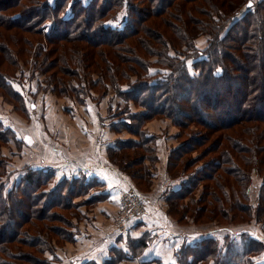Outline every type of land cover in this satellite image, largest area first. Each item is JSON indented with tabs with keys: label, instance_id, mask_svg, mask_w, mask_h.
<instances>
[{
	"label": "trees",
	"instance_id": "trees-1",
	"mask_svg": "<svg viewBox=\"0 0 264 264\" xmlns=\"http://www.w3.org/2000/svg\"><path fill=\"white\" fill-rule=\"evenodd\" d=\"M64 1L54 0V5L50 6L47 1L40 4L42 0H0V27L14 30L18 47L24 42V34L30 32L43 36L48 44H55L52 48L50 46L45 49L46 55L40 60V52L36 53V64L38 67H46L44 71H47V67L56 65L57 70L52 77L58 84L65 85V88H60L61 92L70 90L75 93V88H78L77 93H82L80 90H83V83H89L88 87L100 93L101 97L107 93L105 88L108 85L117 89L126 104L116 105L118 109L114 112H111L113 104L107 106V111L113 119L109 125L110 129L116 133L129 130L137 136L139 133L140 140L118 139L115 146L109 149L110 155L113 156L115 153L111 152L116 150L126 153L124 151L131 147H143V154H139L135 159L131 158L130 163L136 166L141 160L149 159L155 165L158 160L157 136L144 130L143 123L151 118L166 117L181 131L186 130L182 142L171 150L168 156L166 172L168 174L171 169H176L181 170L179 173H188L191 167L194 169L187 174L185 181L180 182V187L166 191L165 202L170 211L173 203L191 195L201 182L206 181V184L202 185L205 196L211 197V200H219L220 204L212 206L209 200L200 196L198 199L205 204L193 209L191 204L187 206L188 209L195 213H199V210L202 213L204 210L208 213V219L220 217L224 220L231 210H238L230 218L237 220L243 219L240 211L249 213L253 210L254 218L264 226V0L253 2L250 6H247L249 0H239L232 4H229L230 0H207L203 10H199L200 5H195L196 11L202 12L205 19L192 16L190 21L180 23L174 21L171 16L170 20L158 19L168 8L169 13H172L183 7L178 5V2L175 3L176 0H146L150 3L147 7L140 6L139 2L142 0H136L137 5L134 1L127 0V21L122 28H111L105 24V19L109 17L106 11H110L112 7L120 8L122 3L110 5L111 0H102L103 5L98 7V10L94 1L83 4L81 0H72V12L60 14ZM7 8L15 10L11 13L6 11ZM77 11L79 15L76 14ZM83 12L85 13L82 15ZM154 16L158 21L152 19ZM50 19H53V24L48 33H44L46 29L43 32L42 25ZM45 27L46 24L43 28ZM1 33L0 30V37L3 38ZM201 36L207 37L208 45L204 49L196 46V39ZM66 42L71 45L64 46L63 43ZM0 46L7 48L5 43ZM38 48L42 49L40 46ZM139 49L143 50L147 57L156 55L157 58L146 60ZM22 50V47L19 48L18 53L23 52ZM29 51L31 52L30 48H26V54ZM5 56H0V65L5 64L3 59H8ZM188 58L194 59L193 72L188 71ZM91 74L100 76L92 80ZM131 74L135 76L133 82L130 81ZM3 75L8 73L0 70V86L5 87L8 93L17 95L18 93L9 89L1 79ZM124 83L126 86L122 88ZM128 101L141 110L132 112L131 106L127 105ZM203 103L206 105L203 106ZM210 113L215 122L207 121V118L212 117ZM195 123L211 130L219 129L220 132L213 137L210 144L205 143L208 138L205 133L198 132L196 135L187 128ZM1 124L0 121V140L7 141L9 131L3 129ZM137 125H140V128H137ZM198 149L200 157L209 154L212 157L199 166L197 164L201 159L197 156L188 157L179 164L182 155ZM0 161L3 164L1 156ZM219 170L224 174L218 173ZM145 171L146 167L142 165L137 174ZM149 174L152 175L151 170ZM1 175L0 170V177ZM252 175L259 177L262 183L255 205L248 200V188H244L253 179ZM47 177L34 176V171L30 170L22 176L18 191H9L6 196L0 191V217L6 214L7 210L8 217L14 218L9 204L20 201V196L16 198L17 192L21 191V194L26 195L31 192L29 198L32 205L23 202L18 212L23 219L27 217L24 222L33 220L32 226H35L33 228L36 233L51 230L47 222L53 219V207L70 209L74 192L77 195L84 194L100 183L97 179H86L84 175L70 179L63 176L60 185L55 186L54 190H39V186L47 183ZM229 177H233V181L229 182L228 190H234L235 196L231 198L229 207L225 208L224 201L216 197L215 186L219 187L221 181ZM70 180L71 183L67 184ZM212 181L214 185L211 184ZM229 194L226 189H222L221 195L225 199H230ZM102 197L103 195H92L88 202ZM184 206L182 204V207ZM9 222L10 220L3 219L0 223L7 225ZM21 223L17 222L10 227L8 234H1L5 230L0 224V242L6 243L0 245V264H46L45 257L35 259L26 250L21 251L17 242L25 247L35 248L41 255L49 248L46 247L49 245L47 241H37L38 235L33 234L31 230L18 229L17 226H21ZM54 228L60 230L57 226ZM72 234L67 232L66 236L74 240ZM11 243L15 246H11ZM217 244L216 238L209 237L184 244L177 251V260H181L183 264H206L209 258H213L212 264H221L220 260L224 261L221 254H229L232 244L237 247L235 257L245 256L249 260L261 247L258 240L245 233L238 236L235 234L233 237L225 236L221 249L217 248ZM145 246L144 238H130V249H135L133 254H137ZM7 257L11 261V258H14L21 262H9Z\"/></svg>",
	"mask_w": 264,
	"mask_h": 264
},
{
	"label": "rangeland",
	"instance_id": "rangeland-1",
	"mask_svg": "<svg viewBox=\"0 0 264 264\" xmlns=\"http://www.w3.org/2000/svg\"><path fill=\"white\" fill-rule=\"evenodd\" d=\"M45 1H47L48 5L50 6L54 5V0H42L40 4H42ZM71 1L72 0L64 1L65 3L63 6V11H61L60 14H69L70 12H72L70 7ZM81 1L82 3L83 2L88 3L90 1H94L96 3L95 6L98 5L97 8L103 5L102 0H81ZM126 1L127 0H117V1L111 0L110 5L113 3H122V5L120 8L112 7L110 11H106L109 17L105 19V24L108 25V27L122 28L124 26V24L127 21V15H128ZM130 1H134L135 4L137 5L136 0H130ZM177 2L178 5H182L183 7L177 8L176 10L172 9L174 10V12L172 13H169L170 11L168 8L162 15L159 16L160 18L158 19L163 18L166 20H170L169 16H171L174 21L180 23L181 21L183 22H186L188 20L190 21V18L192 16L204 18L205 15H203L202 12L196 11L197 8H195V5H200L199 10H203L204 9L203 6H206V4L208 3L207 0H194L192 2H188L186 0H176L175 3ZM232 2L237 3L239 2V0H230L229 4H232ZM139 3L141 7H147L148 4L150 6V3L147 2L146 0H142V2ZM163 5H165V2H163ZM225 7L227 8L228 5L226 4ZM13 10H15V8H12L11 10L8 8L6 9L7 12H11V13ZM84 13L85 12H83L82 15ZM76 14L79 15V12L77 11ZM152 19L158 21L157 17L155 16ZM52 20L53 19L47 20L42 25L43 32L44 29H46L44 33L46 32L48 33L49 27L53 24ZM45 24L46 27L43 28ZM0 30L2 31L1 36H3V38L0 37V42H1L0 44L2 45L5 43V46H7V48L5 49L0 46V56L2 57L6 55L5 57L8 58V59H3L5 64L0 65V70L3 72L6 71L8 73V75H3L4 77L1 79L5 82L7 86H9V89L18 93L17 95H13L12 93H8L7 91H5L4 89L5 87L3 88L0 86V121L2 122L1 126L3 127V129H7L9 131L8 133L9 137L7 141L0 140V156L3 159V164L0 161V170L2 171V175L0 177V191L4 196L8 195L9 191L12 192L18 191L20 189L19 184L22 176L26 172H29L30 170L34 171V176L37 177L39 176L40 178H43L44 176H48L47 183L43 186H39L38 188L39 190L46 191L53 188L55 189L56 188L55 186L60 185L59 182L61 181V179L65 174L68 176L69 179L72 178L73 169L66 170L64 172L62 167L58 169V167L42 165L41 162L38 161L39 157H41V154L49 153L50 148L48 147V143H47L49 139L52 138L53 141L56 142L55 143L56 146L62 144V141L66 143L67 151L69 154H73V147H74V150L76 151L78 156L82 155L84 150L86 151L88 150V148L90 147V142L89 139L87 138L86 140L82 139L80 142H78L76 141V139H78V137L76 136V139L73 138V141L69 140L71 144L68 143L66 138H68L69 135H67L66 129L68 128V130H70L68 125H71L72 122L67 118L68 117L67 115L65 119L61 117L60 121L62 128L65 129H62L61 132H59V127L57 123L51 125V122L49 121V117H48L49 111L56 113L55 117H57L58 116L57 113H63L62 109L65 108L67 112H70V110H72L73 107L79 108V104L81 103L82 105H84L83 104L84 100L86 101L91 99V102L97 103L95 104V106H97V109L101 111L100 113L104 114L102 117L103 119L99 118L98 121L99 127H103L105 124L110 125V122L113 121V119L110 117L109 111H107L106 109V105H109L110 103L113 104L111 112H114L115 110L118 109L117 107L118 105L123 106L126 104V102H123L122 98L120 97V94L117 93V89L115 90L111 85H108L107 88H105L107 93L105 94V96L102 97L100 96V93H97L93 89L88 87L89 83L82 84V86H84L82 87L83 90H80L82 91V93H77L79 91L78 88H75L77 91L75 93L70 90L68 92L67 90L61 92L60 88L62 86H64L65 88V85L58 84L56 79L52 77V74L55 75L56 73L57 70L56 65H54V67H47V71H44L43 69L46 67H38L39 65L36 64V53L38 51L40 52V56L38 57V60H40L46 55L47 51L45 49L49 48L50 46L52 48V46H55V44H51V43L48 44L43 36L35 32H30L24 34L25 36L24 42L22 43V45L18 47L16 46L17 43L15 40L16 33L14 32V30H8L3 27H0ZM36 39L38 40L36 41ZM206 39L207 37H202V36L196 39L197 40L196 46L199 47L200 49H204V47L208 45ZM65 44L67 46L71 45L68 44V42L63 43L64 46ZM83 45L86 46L84 42ZM38 46H40L42 49L38 48ZM21 47L23 48L22 50L23 52L18 53V49L19 48L21 49ZM26 48L28 49L30 48L31 52L29 51V53L26 54ZM139 51L141 52V55L144 58L146 57V60L148 59L152 61L155 58H157L156 55H151L147 57V54L144 53L143 50L139 49ZM50 57L52 58L53 55H50ZM140 60L142 61V59ZM193 61H194L193 58L187 59L186 62L188 66V71L191 70V72H193L192 69ZM60 64H62V62ZM80 72L82 73V71ZM59 76H62V74H59ZM99 76L100 74L97 75L93 74L91 76V79L96 80ZM131 76L132 77L130 78V81L133 82L135 76L133 74H131ZM72 80L74 81V79ZM73 84L75 85L76 82ZM125 84L126 83L123 84L122 88L126 86ZM174 94L175 93H173V95ZM93 97H96V99L94 100ZM103 97L105 98L106 101L104 100L100 102ZM207 97H210V95H207ZM172 101L173 100H171V102ZM91 105L93 106L92 103ZM127 105H129V107L131 106L132 112L141 110V108L137 109V107L133 106V103H130L129 101ZM205 105L206 104L203 103V106ZM173 111L176 112L177 110L173 107ZM210 115H212V113H210ZM124 118L125 117H120V119H124ZM214 119L215 118L212 115V117L207 118V121L215 122ZM126 120L128 121V119ZM137 128H140V125H137ZM142 128L148 132L154 133L157 136L156 138L158 144V152L161 159H165L169 149L173 150L176 146L179 145V143L182 142V138L185 137L183 133L186 132V130H184V132L181 131L179 127L175 126L172 123V121L166 117L151 118L143 123ZM142 128L141 130H143ZM187 128L195 132L194 134L196 135H198L201 132L205 133L208 136V138L205 140V143L208 144H210L212 142L213 137L217 136L220 132L219 129L211 130L197 123L190 124ZM34 130H36L38 134L44 136L43 139H45L46 141V143L44 144L45 150L42 147L43 145L42 143H40L38 147L32 148V150L31 148H26L28 143L26 137L27 132L32 133V131ZM72 130L73 129H71V131ZM99 131L101 132V130ZM34 134L36 135L35 131ZM115 135H116L114 136L115 140L112 139L114 142L124 137H125L124 139L130 138V139L140 140L139 133L137 136L134 133L129 132V130H122L121 132L116 133ZM50 147L52 148V145H50ZM79 150L81 152H79ZM124 152L126 153L120 152V150H116L114 152H111V153H115L113 156L108 153V160L111 162L114 168H116L119 171V173L121 175H124L127 179L126 181H122V182L121 180H117L119 181L118 186L119 185L125 186L130 184L135 190H137L142 195L145 196L147 195L146 197L149 201L148 210L150 212L153 209V206L157 204L160 205V207H162L163 209L165 207L168 213L167 217L171 222L173 228L176 229L174 230L178 233H183L184 236L183 238L175 237L178 238V240L176 241L177 244L182 243L184 245L185 243L183 241L186 240H195V241L199 240L205 237V234L203 235V232L207 230H215L214 236L218 240L217 248H220L225 236L233 237L235 235L234 234L235 232H236V236H238V234L240 233H245L250 238H254L261 243V247L257 250L256 255L251 256L249 260L245 258V256L235 257L237 247H235V245L232 244V249L229 254H226V252L221 254L222 257L224 258V261L221 262L220 260V263L221 264H264V226L261 222L257 221L254 218L255 212L253 210L250 211L249 213L247 212L244 213L240 211L241 215L243 216V219L241 218V220L230 219L232 217L231 215H233V213L237 212L238 210L236 211L231 210L230 213L228 212L226 216L227 217L226 220L220 217L208 219L207 218L208 213L207 212L205 213L204 210L202 213L201 210H199V213L193 212L192 210L193 208H196L197 206H203L205 204L198 199L200 198V196L203 198L205 197V199L209 200L210 201L209 203L212 206L216 204L217 205L220 204L219 200H211V197L207 195L205 196L202 185L204 183L206 184V181H203L199 184L197 189L191 195L186 196L178 200L177 202L173 203L171 208L172 210L170 211V209L167 207L166 202L164 203L160 199L166 195L163 193V190L166 187L165 184L167 182L173 181L174 179L177 180L179 177L181 178L187 176L186 174L192 171L194 167H191L188 173H179L181 170L175 169L171 171L172 170L171 169L170 170L171 172L170 171L168 172L170 176L169 175L166 176V174L163 171V164H161V162L156 163L154 165V163L150 162L151 160L146 159L144 161L141 160L140 164L136 166L130 163L129 160L131 158L135 159L139 154L140 155L143 154L144 152L143 147H138V148L131 147L130 149H127V151ZM199 152L200 149L182 155L181 159H179V164L181 165L182 162H184L188 157L197 156L199 158L200 157V155H198ZM51 155L53 157H51ZM56 157L57 156L50 153L45 158L48 161H50V158L55 160ZM201 157H200L201 160L198 161L197 166L204 164V161L210 159V157L212 156L211 154H209L203 156L202 158ZM141 164L146 167V171L139 175L137 174L138 173L137 170L141 168L142 166ZM150 170L151 173H153V175L151 176L150 174L148 175V173H150ZM218 173L224 174L221 170H219ZM252 177L253 179L250 181L249 185L247 184L248 187L246 186L244 188L245 189L248 188L247 189V193L249 196L248 200L251 201V204L255 205L257 203L256 198L258 195V191L262 183L259 177H256L255 175H252ZM232 181H233V177H229L225 181L222 180L219 187L215 186L216 197L217 199L224 201L225 208L229 207L230 200H232L233 199L232 197L235 196V194L233 193L234 190L233 191L228 190V188L230 189L229 182ZM66 183L70 184L71 180L67 181ZM211 184L214 185V182L212 181ZM114 186L117 187V185ZM24 188L26 187L24 186ZM58 189L63 191V189L61 188ZM97 189H103V190L106 189L108 191L110 190L107 189L105 185L104 186L101 185L98 187L94 186L90 188L89 191L84 194L77 195L74 192V196L73 198H71L72 203L70 209L62 208V206L61 207L56 206L52 208L51 212L53 213L52 214L53 219L52 221H48L49 223L47 222V224L53 230L52 229L45 231L42 230V232L40 233L35 232V229L33 228L35 226H32L33 225L32 219L28 220L27 222H24V220L27 219V217L25 216L24 217L25 219H23L22 218L23 216H21L20 213L18 212V210L21 208L20 206L21 203L27 202L29 205H32L31 198H29V194L31 192L28 195H26V194H21V191H19L16 194V198L20 196L19 199L20 201H17V203L9 202L10 203L9 206H11V209L13 210L14 218L11 219L8 217L7 210H6V214H3L0 217L1 220L3 219L10 220V222L7 225L0 223L1 226H4V230H5L1 234H8L9 233L8 229L10 227L16 225L17 222L18 223L22 222L21 226H17L18 229L31 230L33 234L38 235L37 241H41V240L47 241V244L49 245H47L46 247L49 248L46 249L47 251L45 250L44 251L45 253L41 255L39 252L35 251V248L25 247L24 245L17 242V244L21 246V251L24 252V250H26V252L34 256L35 259H37V257H41V258L45 257L46 264H94L95 261L93 259L95 258L93 257L91 252L92 253L94 251L101 252L102 250L101 247H103L102 256L107 258H109L110 256L111 258L112 257L114 258L111 261L110 260L105 261L103 264H152L153 262L137 263L134 261V259L127 260L129 258H125L121 262H119L121 260V258L119 257L121 256V254L123 255V251L114 250V249L112 250L111 246L113 243L121 247L126 246V249L130 250L129 253L133 255L135 249L134 248L130 249V238H133L132 235H135V230L133 229H135V226L140 224L139 222H143L144 223L143 226L146 225L148 227L147 230H149V232L147 231L143 233L144 235L143 237L146 240H151L152 242L154 239L153 237L152 238L148 237V233H150V231L153 234H156L157 236L155 237L156 240H163L164 239L163 236L165 235V233L161 231V229L158 227V225L161 224L160 215L158 213H154V214H150L149 216L150 218L149 217L141 218V219L132 218L129 221V223L132 222V224L128 227L125 235H122V233L115 228L114 230L115 232L113 231L114 232L113 235L110 234L109 241L106 244L100 243V241L97 239L99 238L100 234L95 232H90L91 228L89 225L91 222L92 224L95 223V217H92L91 219V216H93L91 215V213L93 212V207L96 206L97 208L100 206H105L104 203L100 202L99 204L96 200L88 202L89 198L93 195L92 194L93 191ZM222 189L223 190L226 189V191L230 192L229 200L225 199V197L221 195ZM239 202L240 201L237 202L238 206H239ZM182 204H184L185 206L182 207ZM117 205H118L117 210H116V206L113 209L116 210V214L112 215V217H109L108 220L106 221L104 220V218L100 219L103 226L107 225L108 222L112 224V221H113V225L114 226L116 225V222H118V220L121 217L119 196L117 200ZM189 205H191L190 207H192V209L187 208V206ZM176 206H178V208H176ZM35 208L36 207H34L33 212L36 211ZM55 226H57L60 230L55 229L54 228ZM79 229L80 232H82V234H80L77 237L78 240L75 241L73 239H69V237L66 236L67 232H69L70 234L73 233L72 235L74 237L75 234L79 232ZM1 234L0 236H2ZM187 235H192L193 237L188 239V237H185ZM1 244H6V243L0 242V245ZM10 245L15 246L14 243H11ZM96 245L97 247H95ZM12 248L13 247H11V249ZM109 248L111 254L106 253V249L109 250ZM175 251L176 249L174 248L168 249L164 253V256L170 258L172 252V256L173 258H175L174 259L175 264H183L181 260H177L178 255L176 254L177 251L176 252ZM6 259L9 260V262H13V263L21 262V260L16 261V259L14 258H11L12 261L8 257ZM213 261H214L213 258H209L206 264H212ZM18 264H22V263H18Z\"/></svg>",
	"mask_w": 264,
	"mask_h": 264
},
{
	"label": "crops",
	"instance_id": "crops-1",
	"mask_svg": "<svg viewBox=\"0 0 264 264\" xmlns=\"http://www.w3.org/2000/svg\"><path fill=\"white\" fill-rule=\"evenodd\" d=\"M83 3L86 4L85 2H83ZM104 100H105V98L103 97L100 102H102ZM90 102H91V99L86 100L84 105H82V103L79 104V108H75L72 106L73 109L70 110V112H67L64 108V109H62L63 113H57V115H58L57 117H55L56 113L49 111V116H48L49 121L51 122V125L57 123V125L59 127V132H61L62 129H65V128H62L60 118L63 117L65 119V117L68 116L67 118L72 122V124L68 125L70 130H68V128L66 129L67 135H69L68 138H66L67 142L70 143L69 140L73 141V138L76 139V136L78 137V139H76V141H78V142H80L82 139L86 140V138H87V139H89V142H90V147L88 148V150L87 151L84 150L83 154L78 156V154L76 153V151L74 150V147H73V154H69L67 151L66 143H64L61 140L62 144H59V146H56L55 145L56 142L53 141L52 138H50L49 141L47 142L48 147L50 148L49 153L48 154H41V157H39L38 161H40L42 165L58 167V169H60L62 167L64 172L66 170H72L73 169L72 170L73 171L72 177H78V176L84 175V177L86 179H97L100 183L98 185H96V187L101 186V185H103V186L105 185L107 187V189H110L109 191L106 189H104V190L103 189H97V190L93 191V193H92L93 195H103L102 198H99L96 201L99 204H100V202L104 203L105 206H100L97 208H96V206L93 207V212L91 213V215H93V216H91V219H92V217H95V223L92 224V222H91L89 224L90 228H91L90 232H95V233L100 234L99 238H97V239L100 241V243L106 244L110 239V234L113 235V233L115 232L114 231L115 227L113 225V221H112V224H110V222H108L107 225L103 226L100 219L104 218V220L106 221V220H108L109 217H112V215L116 214V210H117V206H118L117 200H118V196H119V192H118L119 181H117V180H121V182H122V181H126L127 179L124 175H121L119 173V171L116 168H114V166L108 160V150L111 147L115 146V142L112 139L115 140L114 136H116L115 135L116 133L114 131L110 130L109 124H105L103 127H99V125H98L99 118H102L104 114L100 113L101 111H99L97 109V106H95V104H97V103L91 102L93 104V106H92ZM107 106L108 105H106V109H107ZM35 108H36V106H35ZM71 129H73V130L71 131ZM99 130H101V132ZM34 131H35L36 135L34 134ZM34 131H32V133L27 132L26 137H27L28 143H27L26 148H31V150H32V148H36V147H38V145L40 143H42L43 144L42 147L45 150L44 144L46 143V141H45V139H43L44 136L41 134H38L36 132V130H34ZM71 132H72V134H71ZM148 133L152 134L151 132H148ZM124 138H122V139H124ZM126 139H129V138H126ZM50 145H52V148L50 147ZM171 150L172 149H169L165 159H161L159 156L158 144H157L158 160H157V162H155V164L160 163V162H161V164H163V171L166 174V176L168 175L166 172V165H167L168 156H169V153ZM79 152H81V151L79 150ZM50 153L57 156L55 160L50 158V161H48L45 158ZM51 157H53V156L51 155ZM152 175H153V173H152ZM66 177H68V176L66 175ZM179 178L177 180L174 179L173 181L167 182L165 184L166 187L164 188L163 193L167 194V192H166L167 190L174 189L175 187H180V185H179L180 182L185 181L188 178V175L181 177L180 179ZM114 185H117V187H115ZM165 197H166V195L164 197L160 198L161 201L164 203H165ZM115 206H116V210H113L115 208ZM158 206H160V205H158ZM154 213H158L160 215L161 224L158 225V227L161 229V231H163L165 233V235L163 236L164 239L163 240H156V238H155V237H157L156 234H153L150 231V233H148V237L149 238L153 237L154 239L152 242H151V240H146L143 237L144 236L143 233H145L147 231L149 232V230H147L148 227L146 225L143 226L144 225L143 222H139L140 224L138 223L139 225L135 226V229H133V230H135V235H132V236H133V238L143 237L145 239L146 246L144 248L140 249L137 254L132 255L131 253H129L130 250L126 249V246L121 247V246L115 245V243H113L111 246L112 250L114 249V250L123 251V255H121V257H119V258H121V260L119 262H121L125 258H129L127 260L134 259V261L137 263L153 262L152 264H155V263H157V264H172V261L175 262V260H174L175 258H173L172 252H171L170 258L165 257L164 253L166 252V250L172 249V248H174V249H176V251H178V249L183 246L182 243L181 244L179 243L180 245L177 244L176 241L178 240V238H175V237H182L183 238L184 237L183 233H178L175 231L176 229L173 228V226L171 225V222L169 221V219L167 217L168 213H167L165 207H164V209L162 207H160L159 209H156L155 207H153V209L151 210V214H154ZM97 216H98V219H97ZM214 232H215V230H207V231L203 232V235L205 234V237L215 238ZM80 234H82V232H80V229H79V232L77 234H75V236H74L75 241L78 240L77 237ZM234 234H236V232ZM132 236H130V237H132ZM185 237H188V239H189L193 236L187 235ZM192 241H195V240H186L183 242L185 244H188V243H191ZM95 247H97V245ZM101 249L103 250V247H101ZM102 250H101V252H99V251H94L93 253L91 252L93 257L95 258V259L92 258L95 261L94 264H101V263L103 264L105 261H109V260L111 261L114 259L113 257L111 258L110 256H109V258L102 256V253H103ZM106 253L111 254L110 248H109V250L106 249Z\"/></svg>",
	"mask_w": 264,
	"mask_h": 264
},
{
	"label": "built area",
	"instance_id": "built-area-1",
	"mask_svg": "<svg viewBox=\"0 0 264 264\" xmlns=\"http://www.w3.org/2000/svg\"><path fill=\"white\" fill-rule=\"evenodd\" d=\"M119 203L121 217L114 226L122 235H125L128 227L132 224L129 221L132 218L141 219L149 217L151 212L148 210L149 201L145 195L135 190L130 184L119 185ZM159 209L160 206H153Z\"/></svg>",
	"mask_w": 264,
	"mask_h": 264
},
{
	"label": "water",
	"instance_id": "water-1",
	"mask_svg": "<svg viewBox=\"0 0 264 264\" xmlns=\"http://www.w3.org/2000/svg\"><path fill=\"white\" fill-rule=\"evenodd\" d=\"M258 1H261V0H249L248 2H247V6H250L253 2H258Z\"/></svg>",
	"mask_w": 264,
	"mask_h": 264
},
{
	"label": "snow or ice",
	"instance_id": "snow-or-ice-1",
	"mask_svg": "<svg viewBox=\"0 0 264 264\" xmlns=\"http://www.w3.org/2000/svg\"><path fill=\"white\" fill-rule=\"evenodd\" d=\"M172 264H175V262H174V261H172Z\"/></svg>",
	"mask_w": 264,
	"mask_h": 264
}]
</instances>
